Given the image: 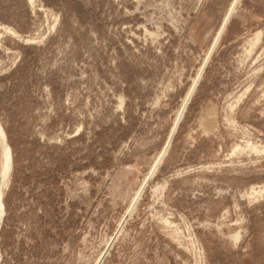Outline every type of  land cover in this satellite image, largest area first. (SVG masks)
<instances>
[{
	"label": "rangeland",
	"instance_id": "obj_1",
	"mask_svg": "<svg viewBox=\"0 0 264 264\" xmlns=\"http://www.w3.org/2000/svg\"><path fill=\"white\" fill-rule=\"evenodd\" d=\"M231 1L0 0V264H264V0L208 57Z\"/></svg>",
	"mask_w": 264,
	"mask_h": 264
},
{
	"label": "bare ground",
	"instance_id": "obj_2",
	"mask_svg": "<svg viewBox=\"0 0 264 264\" xmlns=\"http://www.w3.org/2000/svg\"><path fill=\"white\" fill-rule=\"evenodd\" d=\"M238 2H239V0H232V1H231L230 5H229V7H228V10H227V12H226V14H225V16H224V18H223V21H222V23H221V25H220V27H219V30H218L217 33H216V37H215L214 42L212 43V45H213V44L215 45L216 42L218 41L219 36L222 34V32H223V30H224V28H225V26H226V23L228 22V19H229L230 16L232 15L233 11L235 10V7H236V5H237ZM214 45L210 47L211 49H210V51H209V53H208V57H209L210 52H211V50L213 49ZM197 80H198V77H197L196 79H194V85L196 84ZM194 85H193V88H192V90L190 91V93L188 92L189 94L187 93L186 97H185V98L183 99V101H182V104H181V106H180V110L178 111L177 116H176V119H175V122H174V125H175V126L177 125V122L180 120V118H181V116H182V114H183V112H184V110H185V107H186V105H187V103H188V101H189V99H190L191 93H192V91H193V89H194ZM174 129H175V127H174ZM0 132H1V134H2V139H1V145H2L1 164H2V165H1V166H2V168H4V166H7V168L5 169V172L3 173V175H2L1 178H0V219H1V215H2V210H1V208H2V202H1V198H2V195H3L4 188L6 187V185H7V183H8V172H9L8 170H9V161H10V157L8 156V154H9L8 150H9V148H8V146H7V143H6V141H5V137H4V135H3V132H2V130H1V128H0ZM167 147H168V146H167ZM167 147H165L164 152L166 151V148H167ZM164 152H163V153H164ZM157 158H158V159H157ZM157 158H156V160L154 161V163L156 162L155 165H158V164H159V162H160V159H159V158H161L160 155H159V157H157ZM155 165H152L153 167H151L152 169H151L149 175H148L147 177H145L146 179L143 180V182L141 183L139 189H138L137 192L135 193V196H134V198H133V202H132L133 204L135 203V201H136L137 199H139L138 197H140V194H141L142 190L144 189L147 180L150 178L151 174L153 173V171H154L155 168H156ZM109 247H110V246H109Z\"/></svg>",
	"mask_w": 264,
	"mask_h": 264
},
{
	"label": "water",
	"instance_id": "obj_3",
	"mask_svg": "<svg viewBox=\"0 0 264 264\" xmlns=\"http://www.w3.org/2000/svg\"><path fill=\"white\" fill-rule=\"evenodd\" d=\"M211 52H212V50H211ZM211 52H210V54H211ZM177 123H178V122H177ZM176 126H177V125H176ZM171 138H172V136L170 137V139H169L167 145H169ZM163 155H164V153H162V154L160 155V157H161V158H159L160 160L162 159ZM155 166H157V165H155ZM3 217H4V215H3Z\"/></svg>",
	"mask_w": 264,
	"mask_h": 264
}]
</instances>
